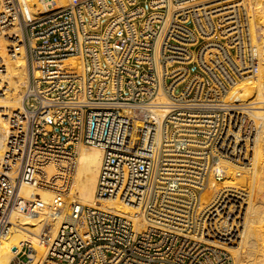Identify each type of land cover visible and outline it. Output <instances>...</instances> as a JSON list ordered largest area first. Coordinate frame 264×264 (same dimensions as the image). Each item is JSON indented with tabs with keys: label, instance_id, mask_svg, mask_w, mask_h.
<instances>
[{
	"label": "built area",
	"instance_id": "2783aa9c",
	"mask_svg": "<svg viewBox=\"0 0 264 264\" xmlns=\"http://www.w3.org/2000/svg\"><path fill=\"white\" fill-rule=\"evenodd\" d=\"M252 28L243 0H0V94L9 62L27 75L5 115L0 247L25 217L44 248L18 241L8 264H232L234 214L209 202L240 142L232 84L256 75ZM76 144L102 149L96 198L125 214L71 197Z\"/></svg>",
	"mask_w": 264,
	"mask_h": 264
},
{
	"label": "bare ground",
	"instance_id": "6f19581e",
	"mask_svg": "<svg viewBox=\"0 0 264 264\" xmlns=\"http://www.w3.org/2000/svg\"><path fill=\"white\" fill-rule=\"evenodd\" d=\"M57 1L60 4H73L77 0ZM243 3L246 4L251 19L254 17L260 19V22L258 21L260 24L257 25L258 31L255 30L258 34L254 38L259 42V60L255 76H240L232 84V94L237 101H240L243 113L241 134L239 132L237 135L242 144L235 149L232 147L233 151L228 147L226 158L217 163V167L223 168L225 180L221 183L222 194H216L209 203H212V206L218 202L220 205L223 204L222 207H227L230 203L231 207L234 206L231 214L226 213L227 216L234 214L232 218L226 217L231 219L230 225H232L228 233L232 238L231 242H228L227 249L237 259L236 264H264V0H243ZM253 23L256 22L253 20ZM62 64L70 70L80 71V59L77 56L64 59ZM26 80L24 61L19 59L9 62L7 67L9 91L4 95L0 94V157L5 149L8 130L5 115L9 110L20 107V96ZM75 151L76 167L70 181L71 197L80 203L86 202L125 214V209L114 205L112 201L106 204L96 198V185L103 161L102 149L95 145L76 144ZM55 168L51 166L49 173L55 172ZM29 190L25 189L26 195ZM40 194L43 203L47 204L52 196L51 191H40ZM248 194L251 195L250 198ZM235 197L239 200L238 205L232 204ZM41 220V218H18L21 228L13 232L4 246L0 247V264H8L13 255L11 247L18 241L28 240L33 244L38 255L43 253L44 248L36 236L41 229ZM48 224L50 227L44 230V233L52 236L56 232L59 220L49 219ZM237 230L239 232L235 238V234L231 232Z\"/></svg>",
	"mask_w": 264,
	"mask_h": 264
},
{
	"label": "rangeland",
	"instance_id": "374dc122",
	"mask_svg": "<svg viewBox=\"0 0 264 264\" xmlns=\"http://www.w3.org/2000/svg\"><path fill=\"white\" fill-rule=\"evenodd\" d=\"M77 1H78V0H77ZM250 18H251V16H250ZM253 20H254V22H256V23H253V25L256 24V26H254L255 28L253 27V28H254V35H255V37H256V36H257L256 34H258V33H256V32L258 31V26H257V25L260 24V23H259V22H260V19L254 17L253 19H251V21L253 22ZM258 21H259V22H258ZM257 23H258V24H257ZM255 30H256V32H255ZM256 43H257V45H258L259 42L256 40ZM258 48H259V47H258ZM242 129H243V128H242ZM242 132H244V130H242ZM244 133H245V132H244ZM240 144H242L241 141L238 143V145H240ZM238 145H237V146H238ZM242 164H243V163H242ZM243 165H244V164H243ZM243 165H242V166H243ZM225 174H226V173H225ZM246 178H247V177L244 175V179H246ZM224 180H225V177H224ZM248 195H249V198H250L251 195H250V194H248ZM81 203H82V204L91 205V204H88V203H86V202H81ZM229 205H230V206H229ZM229 205H228L227 207L225 206L227 209H226L225 207H222V208H223V209L225 208L224 210H226V213L231 214V213L233 212L232 209L234 208V206H232V207H233V208H232V207H231V203H230ZM228 208H229V209H228ZM230 208H231V210H230ZM231 211H232V212H231ZM48 235H49V234H48ZM49 236H50V235H49ZM236 260H237V259L232 255V264H233V263L236 264V262H237Z\"/></svg>",
	"mask_w": 264,
	"mask_h": 264
}]
</instances>
